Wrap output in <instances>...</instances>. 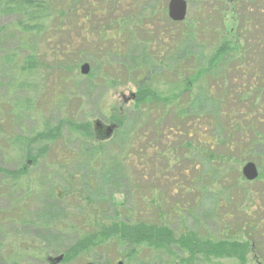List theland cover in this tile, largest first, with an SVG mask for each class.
I'll return each mask as SVG.
<instances>
[{
  "label": "rangeland",
  "instance_id": "rangeland-1",
  "mask_svg": "<svg viewBox=\"0 0 264 264\" xmlns=\"http://www.w3.org/2000/svg\"><path fill=\"white\" fill-rule=\"evenodd\" d=\"M185 1L187 16L183 24L189 32H194L195 38L190 37L182 41V52L177 56L178 68L171 67L173 61L168 63L167 66L171 68L168 76L162 74V65L156 59L159 50L156 40L168 35L166 32L171 30L163 17L159 21L154 19L146 22L148 26L143 28H148V31H152L151 34L146 30L140 33L136 40H130V36L120 41L114 39V42H118L116 50H123L128 46L129 51L114 52L111 56L107 54V62L99 52L104 54L110 43L103 44L104 48L96 46L95 41L88 44L91 46L90 52L102 58L99 62L111 64L113 69L111 66L102 69L101 65H97L95 70H91L88 65L89 73L82 76L79 73L82 65L80 64L75 74L71 75L72 78L65 77L63 83L55 82L58 79L56 75H50L53 72L46 69L41 71L39 77L42 84L34 108L31 113L23 116L12 114L10 110L14 99L23 97V94L7 91L6 67H0V264H51L50 259L59 256H62V260L58 264H264V235H257L259 232L264 233V178L261 174L264 117L260 115L261 112H251L249 102L244 104L241 112V117H247L235 118L241 130L244 129V134H234L231 149L222 146L218 147L217 151L212 150L218 156L222 155L225 160L218 171L212 169L213 161L208 158L209 151L205 149L204 152L190 153L191 157L187 159L188 150L183 144L187 143L188 138L170 132L167 133V140L161 134H149V143L143 142L137 149L126 151L142 165L151 164V168L148 165L145 169V166L141 165L131 169V159L128 158L123 163L126 179L115 165L114 159L121 158L122 150L128 146V137L142 129L141 121L146 116V107L143 106L150 102L134 101L138 95L137 87L141 84L149 91L156 92L161 101L166 100V106L176 104V111H187L191 117L189 119L198 117L200 111L216 119L215 112L220 101L216 75L219 74H222L221 83L224 90L232 92V99H237L241 94H244V99L251 97L252 91L245 93L248 91V82H257L259 92L255 103L264 105V7L262 6L263 11L255 12L250 6L247 18L253 23L254 29L244 26L243 32L246 39L250 38L247 41L252 43L251 47H248L245 40H238L236 37L242 23L235 21L231 3L228 4L223 20L220 21L216 16L205 23L204 13L215 15L210 12V5L207 3L210 1ZM129 3L130 0L122 1L123 6ZM157 3L165 5L167 13L168 0H157ZM145 6L147 4L142 8ZM79 16L85 17V13L81 12ZM103 20L104 18H92L95 24L99 21L103 22V25ZM188 21L190 22L187 24ZM192 22L194 24L189 27ZM202 23L211 30H221L223 41H227L230 49L217 63V70L211 69L216 63L211 57V54H214L211 49L215 42L198 37V30H195L196 26L204 25ZM95 24L91 25V32L95 30ZM13 25L12 17L0 19V61L6 54L18 48V35L14 32ZM81 26L79 17V24H74L70 34L64 35V39H82V34H79ZM181 27L177 28L183 29V26ZM158 28L165 33L155 35L157 33L154 31L159 30ZM148 34H153L149 37V40L154 42L152 45L146 42ZM173 35L175 34H172V37ZM168 42L169 39H165V44ZM244 51L250 52L251 56H246ZM151 53L154 55L150 56ZM227 58L229 61H226ZM241 61L247 68L243 73H240ZM194 66L205 76L203 82L197 80L195 75H186L191 71L188 69ZM106 72H109L112 81H104L101 78ZM198 87L203 90H198ZM197 92L206 95V98ZM131 95L134 96L133 99ZM234 106L235 109L238 107ZM95 121L117 127L110 139L101 140L94 129ZM45 123L49 125L51 132L58 128L59 137L50 140L42 155L34 162L24 159L17 148L10 147V143H2L4 138L39 130ZM249 123H252L256 138L257 135L262 138L258 144H250L253 133L248 127ZM173 124L175 120L171 116L159 123V128L165 131ZM100 144L104 146L105 155L96 162L90 159L91 150ZM163 144L172 147L171 152L167 153L168 163L162 157L152 161L151 154V159L143 157V153L147 152L145 149L149 146L156 147L160 153ZM190 160L193 165L200 163V166H196L198 172L194 175L198 177V183L194 185L197 191L199 187H203L205 193L198 203H195L198 199L188 193L189 179L186 175L191 169ZM248 162L254 163L258 169V177L252 182L244 180L241 174L242 167ZM5 171L22 174V183H27L28 188L19 185L13 188L3 180ZM148 187L162 195L166 210L175 204L179 207L183 205L186 209L193 207L191 215L169 219L168 223L175 235L187 229L202 239H210L213 242L231 237L233 242L246 244L244 259L242 257L240 260L238 256L216 258L214 254L205 258L203 253H196L188 260L190 254L185 252L174 250L166 253L147 248L135 251L129 256L130 248L126 245L117 247L111 243L103 244L79 256L69 253L81 238L82 221L77 219H80V216H77L80 215V210L81 214L84 210V214L96 215V219L104 223L115 220V208L133 209L136 217V212L145 208L141 199ZM162 207L164 208V205ZM256 222L262 229L249 230V225ZM84 227L86 230L88 224L84 223Z\"/></svg>",
  "mask_w": 264,
  "mask_h": 264
},
{
  "label": "trees",
  "instance_id": "trees-1",
  "mask_svg": "<svg viewBox=\"0 0 264 264\" xmlns=\"http://www.w3.org/2000/svg\"><path fill=\"white\" fill-rule=\"evenodd\" d=\"M122 1L123 0H0V19L4 17H12L14 19L13 30L18 35V48L11 53L6 54L0 61V67H6L5 87L7 91L9 93L18 92L23 94V97L14 99V105L10 108L12 114L23 116L26 113H31L34 108L37 93L42 84L39 76L44 69L53 72V74L50 75L57 76L58 81L56 80V83H63L67 76L74 75V72L80 64L90 65L91 70H95L97 65H101L102 69H107V66H111V69H113V65L105 64L108 60L107 54L111 56L114 52L118 53L121 51L127 53L129 51L128 46L123 50H116L115 47L118 42H114V39L120 41L124 37L126 39L130 36V40H136L140 33L142 34L143 31L145 32L148 29L146 28L148 26L146 22L150 20L153 21L156 19V21H159V19L163 17L167 20L169 28L171 29L166 32L168 35L156 40V47L159 49L157 52L158 54H156V59L159 60L158 63L162 65V74L168 76L167 73L171 72V68L169 69V66H167L171 61H173L171 67L174 66V69L178 68L179 58L177 56L182 52L180 45L182 44V41L184 42L187 38H195L194 32H189L183 22L174 23L170 21L167 17L165 5L158 4L157 0H130V3L127 6H123ZM209 1L210 2L204 0V2H207L210 5V12H214L215 15L213 16L209 14V12L208 14L204 13L206 20L205 23L210 22L213 17L216 16L220 21L223 20V15H225V11L227 7H229L228 4L231 3L233 6L232 12L235 21L237 22L238 20L239 23L240 21L242 23L239 28L240 30L238 31L239 35L236 37L238 40H245L246 46L251 47L252 43L250 44V41H247L250 38L246 39L245 33H243L245 32L244 26L248 29H254L253 23L247 18L249 10L252 7L255 12L258 10L263 11L262 6L264 7V0ZM207 3L206 5H208ZM146 4L147 6L142 8ZM81 12L85 13V17L79 16V13ZM79 17L80 23L82 24L79 34H82V39L73 41L72 39L67 38V40H65L64 35H69L72 26L74 24H79ZM92 18H104L103 21L105 22L102 25L103 22L100 23L99 21H96L95 24L92 21ZM189 22L190 21H188L187 24ZM94 24L96 26L95 30L91 32L90 27ZM192 24L194 23H190L189 27H191ZM144 26L146 27L143 28ZM181 26H183V29L179 30L177 27ZM196 27L197 29L193 27V30H198V37L202 39H211L212 42H215L212 46L213 49H211L214 54H211V57L216 63H214L211 69L217 70V63L221 61V58L225 56L226 52L230 51L228 43L227 41H223V36L221 35L223 33H221V30L220 32L211 30L210 27H207L205 24ZM262 31L264 33V28ZM148 32L150 34L152 33V31ZM154 32L157 33L155 34L157 36L165 33V31L160 29H156ZM172 34L175 35L172 37ZM152 35L147 37V44L151 43L152 45V43H154L149 40ZM167 38L169 39V42L165 44V39ZM91 41H95L96 46L98 45L102 48H104L103 44L110 43V47L105 50L107 53L105 51L104 54L99 52L100 56L105 57V63L101 61L99 62L102 58H98L94 55L95 53L90 52L91 46H88V44H90ZM204 49H206V47ZM252 51L253 50H251V52ZM245 52L246 56H251L250 52L244 51V53ZM96 55L98 56V54ZM153 55V53L150 54V56ZM227 60L229 61V58H227L226 61ZM238 66L239 65H236V67ZM240 66V73H243V70L247 69L246 65L244 66L241 61ZM188 70L191 71H188L189 74L186 75L189 77L195 75L196 78H198L197 80L203 82L205 76H203L202 71L197 70L195 66ZM207 70L209 71V69ZM228 70L229 69H227V71ZM108 73L109 72L102 74L101 78L104 81H112L110 74ZM219 75H216L219 78H216V83H218L217 86H220V88L219 86L217 88L219 89L217 95L220 97V101H218L215 112L216 119H213L210 115L202 114L201 111L197 115L198 117L189 119L191 117L184 109H181L179 112L176 111L178 105L169 104L171 106H166L165 104H167V101H161L156 92L149 91V89L143 87L142 84L137 87L138 95L135 96L134 101L136 103H144L146 100L150 103L143 106L146 107L144 109V115L146 116L144 120L141 121V131L139 132L138 130L139 133L136 134V132H134L131 137H128V146L126 149L122 150V154H120L121 158L114 159L115 165L121 170L120 173H122L126 179L127 176L124 171L125 167L123 163L127 161L128 158L131 159V169H135L142 165L140 161H135V159L131 158L130 152L126 153V151H129V149H137L139 145H143V142L149 143V134H158V136L161 134L166 140L169 139L167 134L169 132L171 134H178L186 139L188 138L187 143L183 144L188 150L187 159L191 157L190 153L193 154L199 151L204 152L203 149H205L209 151L207 152L209 154L207 155L208 158H211L213 161L212 169L215 168V171H218L222 167L223 162L225 161L224 157L222 155L218 156L215 152H212V150L214 149L217 151V148L222 146H227L228 149H231L230 147H233L234 134L237 132L244 134V129L241 130L240 125L235 120L238 116V118L247 117V115L241 117L242 107L245 106L244 104L249 102L250 106L248 107L250 110L252 109L251 112H261L260 115L262 117H264V105H257L255 103V99L259 92L257 82H248V91L245 93L252 91L253 95L251 97L244 99V94H241L237 99H232V92L227 89L224 90V86L221 83L222 74ZM96 76L100 77V75ZM262 81L264 83V75ZM198 90L203 89L198 87ZM197 93L206 98V95L201 94V92ZM208 93H212V91H208ZM234 105H238V107L235 109ZM171 116L174 118L175 124L167 127L165 131H162L159 128V123H162ZM248 127L253 133V140L250 141V144L255 145L262 141L260 136L257 135L256 138L252 123H249ZM81 129L82 128H80V130ZM57 137H59L58 128H55L54 131L51 132L49 125L45 123L39 130L35 129L29 134L25 133L4 138L2 139V143L4 142L6 145L10 143V147L17 148L21 155L23 154L22 157L24 159L34 162L42 155L43 149L47 147L48 142ZM168 146L169 145L167 144H163V150L160 153L157 152L156 147L149 146L145 149L147 152L143 153V157H147V159L153 158L152 161L155 160V158L160 160V157H162L165 162L168 163L169 159H167V153L172 150V147ZM186 149L184 150L185 152ZM104 150L103 144L93 147L90 159L99 162L105 155ZM149 154H151V158L149 157ZM189 163L191 169L187 171L186 175L189 179L188 193L191 197L195 196L194 199H198L195 203H198L199 198L205 193L203 187H199L198 191L195 187L198 183L196 182L198 177H194V175L195 173L197 174L198 171L196 166H200V163L193 165V161L191 160ZM148 165L149 168L152 167L151 164ZM148 165L144 164L142 166H145V169H147ZM142 176L144 177V175ZM23 177L24 176L20 173H8L5 171L3 174V180L9 183L13 188H16L18 185L23 187L27 186V183H22ZM150 188L151 187L147 188L148 191L147 189H142L144 192L147 191L145 195L141 194V200L145 203V208L138 210V212H136V217L133 209L115 208V220L104 223L98 221L96 215L92 216L91 214H84V210L83 214H81L80 210V215H77L80 216V219H77L82 221L83 230H80L82 233L81 238L69 253L79 256L103 244L111 243L117 247L126 245L130 248L128 253L129 256L133 255L135 251L147 248L166 253H170V251L174 250L185 252L190 254L188 260L192 259L196 253H203L205 258H207L206 256L208 255L214 254L216 258L238 256L240 260L242 257L244 259L247 252L246 244L241 245L233 242V238L231 237L213 242V240L210 239H202V237L192 231H188L187 229L182 230L181 233L175 235L168 223L169 219L173 217L180 218L182 215V217L191 215L190 213H192L193 207L190 206L186 209L183 205H180L179 207L175 204L173 207L166 210V204L164 203L162 195L157 194ZM197 194L198 196H196ZM162 205H164V208ZM180 220H182V218ZM84 223L88 224L86 230ZM249 228V230L262 229V226L256 222L250 224ZM257 235L261 237L264 233L259 232ZM124 259H126V257Z\"/></svg>",
  "mask_w": 264,
  "mask_h": 264
},
{
  "label": "water",
  "instance_id": "water-1",
  "mask_svg": "<svg viewBox=\"0 0 264 264\" xmlns=\"http://www.w3.org/2000/svg\"><path fill=\"white\" fill-rule=\"evenodd\" d=\"M187 16V3L185 0H168L167 3V17L170 21L174 23H182L186 19ZM79 73L82 76H86L89 73L88 64H82L79 68ZM133 99L134 96L131 95ZM117 127L115 125H103L99 121L94 122V129L100 135L101 140L105 141L112 137L115 129ZM241 174L244 180L247 182H252L258 177V170L255 164L252 162L246 163L242 169ZM262 174L264 177V160L262 165ZM62 260V256H59L54 259H50L51 264H58ZM85 264H93L91 262H87ZM120 264V263H119Z\"/></svg>",
  "mask_w": 264,
  "mask_h": 264
},
{
  "label": "flooded vegetation",
  "instance_id": "flooded-vegetation-1",
  "mask_svg": "<svg viewBox=\"0 0 264 264\" xmlns=\"http://www.w3.org/2000/svg\"><path fill=\"white\" fill-rule=\"evenodd\" d=\"M96 137H98L97 135H96ZM263 160H264V156H263V159H262V165H263ZM254 164V163H253ZM258 170V169H257ZM261 174H262V167H261ZM262 177H263V174H262ZM264 178V177H263ZM260 264V263H259Z\"/></svg>",
  "mask_w": 264,
  "mask_h": 264
}]
</instances>
